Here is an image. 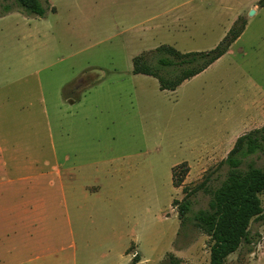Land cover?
Listing matches in <instances>:
<instances>
[{"label":"rangeland","instance_id":"374dc122","mask_svg":"<svg viewBox=\"0 0 264 264\" xmlns=\"http://www.w3.org/2000/svg\"><path fill=\"white\" fill-rule=\"evenodd\" d=\"M41 1L40 17L0 0V135L18 160L55 158L60 173L52 195L28 197L31 238L16 250L0 246V264H169L171 254L208 263L211 239L192 214L225 178L221 161L236 138L264 125L256 119L264 106V6ZM239 16L246 25L230 50L174 90L132 72L134 56L161 44L213 48ZM249 158L264 168V151ZM183 161L189 171L175 187L172 168ZM201 182L207 191L191 196L181 223L172 201ZM260 198L264 206V192ZM249 232L251 243L224 264H264V218Z\"/></svg>","mask_w":264,"mask_h":264},{"label":"trees","instance_id":"16d2710c","mask_svg":"<svg viewBox=\"0 0 264 264\" xmlns=\"http://www.w3.org/2000/svg\"><path fill=\"white\" fill-rule=\"evenodd\" d=\"M27 15L43 16L45 3L41 0H14ZM264 6V0H258ZM9 11V7H5ZM245 20L239 16L226 34L213 48L201 51L182 52L170 44H161L148 53L132 58V72L157 79L159 89L174 90L183 81L206 69L229 49L245 28ZM264 151V125L239 135L227 156L221 161L227 166L225 178L210 190L206 208L192 214L194 224L211 239L210 257L206 264H224L227 256L242 243H251L249 224L264 218V206L260 194L264 192V168L249 158ZM189 167L185 161L172 168V184L181 185ZM207 191L205 182L184 190L181 200L173 199L178 219L186 220L190 211L191 196L197 190ZM136 257V256H134ZM137 261V260H136ZM169 264H184L170 255Z\"/></svg>","mask_w":264,"mask_h":264},{"label":"crops","instance_id":"0c3cea01","mask_svg":"<svg viewBox=\"0 0 264 264\" xmlns=\"http://www.w3.org/2000/svg\"><path fill=\"white\" fill-rule=\"evenodd\" d=\"M229 50L230 47L226 53ZM89 84L91 85L93 82ZM77 100L69 98L67 102L74 104ZM256 119L264 120V106H261V112L257 114ZM262 125L263 123L257 126ZM15 152H18L17 147L8 144L0 135V246L11 245L14 249L18 245H25L26 237L31 238L30 234L26 235L25 233L27 230L25 215L34 209L30 205L28 197L36 191L52 195L57 173H60L55 158L52 161H40L29 154L25 155L23 160H18L13 155ZM53 155L55 156V153ZM74 166L76 165L72 164L70 168ZM51 176L54 180H50ZM42 180L44 181L42 182Z\"/></svg>","mask_w":264,"mask_h":264},{"label":"water","instance_id":"95a60500","mask_svg":"<svg viewBox=\"0 0 264 264\" xmlns=\"http://www.w3.org/2000/svg\"><path fill=\"white\" fill-rule=\"evenodd\" d=\"M251 13L253 12V10L250 11Z\"/></svg>","mask_w":264,"mask_h":264}]
</instances>
